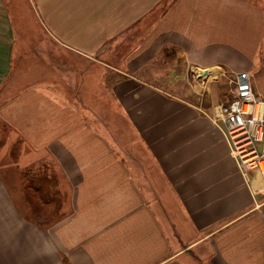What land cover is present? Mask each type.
I'll return each mask as SVG.
<instances>
[{
  "label": "crops",
  "instance_id": "obj_1",
  "mask_svg": "<svg viewBox=\"0 0 264 264\" xmlns=\"http://www.w3.org/2000/svg\"><path fill=\"white\" fill-rule=\"evenodd\" d=\"M9 1L0 264H264V190L252 194L215 119L227 102L190 75L248 79L264 97V0H22L45 32L32 54ZM29 56L49 71L40 61L27 83Z\"/></svg>",
  "mask_w": 264,
  "mask_h": 264
},
{
  "label": "built area",
  "instance_id": "obj_2",
  "mask_svg": "<svg viewBox=\"0 0 264 264\" xmlns=\"http://www.w3.org/2000/svg\"><path fill=\"white\" fill-rule=\"evenodd\" d=\"M237 83L238 97L223 104L215 119L221 121L238 169L256 195L264 183V97L254 91L250 80Z\"/></svg>",
  "mask_w": 264,
  "mask_h": 264
},
{
  "label": "rangeland",
  "instance_id": "obj_3",
  "mask_svg": "<svg viewBox=\"0 0 264 264\" xmlns=\"http://www.w3.org/2000/svg\"><path fill=\"white\" fill-rule=\"evenodd\" d=\"M9 2H10V4H9ZM9 2H6V3H7L8 8L11 7V17H10L11 24H12L13 28H14V24L16 25V27H18L22 23L20 22L18 16L15 14L14 7L12 6L14 4V1L12 0V1H9ZM20 3H21L20 4L21 10L25 12V16H23V20H24V25L26 27V30L23 31L22 25H21L20 31H19V28H18V31H16V29L14 28L15 29V33H16V40H20L21 41V45H22L21 50H23V46L25 45L27 47L28 54H32L33 53V48L36 49L35 46L37 45V43L40 40L41 41H46L45 40V32L42 30L39 20L37 18H35V16L33 15L34 11H33V8H31L32 6L29 5L28 2L26 3V1L23 2L22 0H20ZM261 51H262L263 55L260 53V56L262 55V62H264V46L262 47ZM43 56L45 57V59L48 58V56L45 55V54ZM49 57L53 61H55L54 57H51V55ZM60 57H65V56L61 55ZM60 57H59L60 67L62 69H65L66 63ZM40 61L43 62L42 71L43 72L49 71L48 69L46 70V68H45L46 61L43 58H37V62L35 63V58L33 56H29L28 58H26L25 62L19 66L20 73L19 72L18 73L21 74V77H24L26 79L25 82L28 83L29 81L34 80V71H35L34 68H36L37 73H38L39 72V67H40L39 66V62ZM47 61H48V59H47ZM166 67L167 66L163 65L162 63H160V64L157 63V64L153 65V68L156 69L157 72L158 71H162V70H166L165 69ZM15 68H16V64H15L14 70H15ZM260 68L262 70L261 71H257V73L255 75V78L253 79V83H254L255 86H257L259 88V90L261 92L264 93V64H262ZM18 73H16V75L14 77L15 80H13L12 82L16 81L19 78V74ZM48 73L49 72H47V74ZM191 74H192V78H193L194 82L197 83V85L199 87L203 86L202 79L203 80H207L208 79V81H206L208 86L210 85V86H212L214 88L213 89V94L211 92H210V94H204L205 100H207L206 97H208V100H210V101L207 100L208 103L212 102V96L213 95H214V97H216V101L219 99L220 102H229L231 99L237 98L239 93H240L239 86H238V83H237L240 79L239 80H235V82H234L232 80H228L227 79L229 76H226V77L223 76L224 78L222 77L220 80H215L213 78L214 77L213 75H208L207 77H205L204 75H200V73H198V69H196V68H194V70H192L190 72V75ZM192 84H193V82H192ZM181 85L184 88H188L189 87L188 83H186V82H184ZM208 86H207L206 90L203 91L204 93L207 91ZM16 88H18V87H16ZM7 137H8L7 128L5 129L3 127H0V149L5 145ZM17 146H18L17 147L18 156L22 152H24L26 154H28L30 152L23 145H18L17 144ZM15 162H17V164H18V160L15 161ZM28 162L29 163L33 162V157L32 156H30V158L28 159ZM19 166L20 165L18 164L17 167H19ZM21 166L24 167L23 164H21ZM43 178L44 177H38V179H40V180L43 179ZM262 188L264 190V183L262 185ZM253 195L255 196L254 193H253ZM189 237H191V236H189Z\"/></svg>",
  "mask_w": 264,
  "mask_h": 264
},
{
  "label": "bare ground",
  "instance_id": "obj_4",
  "mask_svg": "<svg viewBox=\"0 0 264 264\" xmlns=\"http://www.w3.org/2000/svg\"><path fill=\"white\" fill-rule=\"evenodd\" d=\"M252 158H254V157H250V159H252Z\"/></svg>",
  "mask_w": 264,
  "mask_h": 264
}]
</instances>
